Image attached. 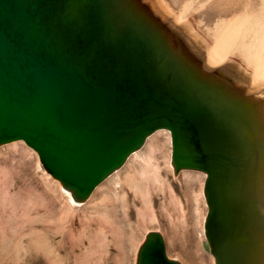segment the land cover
<instances>
[{
  "label": "water",
  "instance_id": "water-1",
  "mask_svg": "<svg viewBox=\"0 0 264 264\" xmlns=\"http://www.w3.org/2000/svg\"><path fill=\"white\" fill-rule=\"evenodd\" d=\"M248 95L141 0H0V145L22 141L83 202L166 130L172 172L204 175L213 264H263L264 123ZM134 264L181 263L153 230Z\"/></svg>",
  "mask_w": 264,
  "mask_h": 264
},
{
  "label": "rangeland",
  "instance_id": "rangeland-1",
  "mask_svg": "<svg viewBox=\"0 0 264 264\" xmlns=\"http://www.w3.org/2000/svg\"><path fill=\"white\" fill-rule=\"evenodd\" d=\"M141 1L150 9V0ZM189 1L192 0H163L162 4L167 5L173 16H181L183 11V25L208 52L214 47V37L227 31L229 21L237 25L243 23V27L236 33V44L254 45L261 36L264 0H238L227 14L215 16L210 23L205 21L203 15L198 14L204 10L199 11L200 0ZM154 14L169 30L176 31L177 36L187 38L180 26L174 25L169 17ZM169 34L170 39L176 35L172 32ZM189 43L190 49L203 63L204 56L198 46L200 44L192 40ZM229 54L223 65L234 84L248 94L252 72L246 68L240 50ZM262 89L260 98L264 96V87ZM169 156L168 132L154 131L145 139L140 149L129 155L117 170L95 186L80 205H75L62 191L59 183L44 172L36 154L22 141L0 145V213L3 210L19 212L13 200L20 199V194L25 190L31 198L33 196L39 199L40 206L35 225L36 235L27 232L19 237L17 233L2 230L0 226V264H134L136 250L144 234L153 230L161 234L167 257L181 264H213L202 228L206 212L202 194L204 175L193 170H180L174 174ZM99 188H104L105 199L93 200L92 197ZM129 202H135L136 208L142 209L140 215L145 223H151L138 229L133 242L130 240L132 227L128 222L137 221L138 216L131 215V210L126 208ZM96 203H100L103 211H106V225L121 231L118 234L112 232V229L105 230L109 241L120 237L121 246L114 248L118 250L92 248L86 244V228L94 231L91 238L93 236L95 244H99L96 238L99 230L88 225L91 223L92 207ZM7 206L9 207L6 209Z\"/></svg>",
  "mask_w": 264,
  "mask_h": 264
},
{
  "label": "bare ground",
  "instance_id": "bare-ground-1",
  "mask_svg": "<svg viewBox=\"0 0 264 264\" xmlns=\"http://www.w3.org/2000/svg\"><path fill=\"white\" fill-rule=\"evenodd\" d=\"M172 1L176 2L179 0H172ZM237 1L238 0H200L198 2L199 4H201L199 11L201 9H204V11L202 10V12H200V14L203 15L204 17H206L208 21H212V19L215 16L222 17L223 15L227 14L230 11V9L237 3ZM150 2H151L150 10L153 13H160L163 17H169L170 21L174 25L180 26V28L182 29V31L185 32V34L187 35L189 40L198 42L200 44L198 46H199L200 51L203 53V56H204L203 57V64L205 66H208V67L216 66L215 64H212V63H219V62L226 60L225 57H227V55L229 56L230 55L229 53L234 54V50H240L241 51V53H242L241 58L244 60L246 68L250 69L252 72V81L249 80V91H248L249 95H248V97H249V99H252L253 101H255V103H256L255 115H257V117L262 121V123H264V96L261 97L262 99L260 98V96L263 93L262 87H264V24H263V26H261V27H263L262 30L260 31L261 36L258 38L256 37L257 38L256 40H258L257 43L254 45L251 43L252 45L243 46V45L236 44L237 40H238L236 33L243 27V23H241L240 25H237V24H235V22L230 23V21H229V23L227 24L228 26L226 27L227 31H225L224 34H222L221 36L214 37V41H215V43L213 41L214 47L212 44L213 48L209 51V54H208V49L194 35H192L191 32H189L185 28V26L183 25L182 22H184V21L181 18L183 11L181 13V16L180 15L173 16L172 13L170 12V10L167 8V5H165V3L162 4L163 0L162 1L161 0H150ZM191 2L189 1V3H191ZM204 2H206V4H203ZM175 4H177V3H175ZM195 9H197V8H195ZM184 19H185V17H184ZM254 34H256V36H259L258 33H254ZM247 35H249V33ZM239 39H241V38H239ZM256 40H254V41H256ZM237 53H238V51H237ZM238 55H239V53H238ZM224 62H226V61H224ZM224 62H222L221 64H223ZM217 65H219V64H217ZM236 70L238 72H240L238 69H236ZM240 73H242V72H240ZM242 75H244V73H242ZM120 174L121 173H119V175ZM104 188H102V189L99 188V190H97V192H95L92 199L93 200L102 199L104 196ZM61 189L63 192H65L66 195H68V197L70 198V200L73 204L80 205L82 203V202H74L71 199L69 191H67L63 188H61ZM106 189H107V187H106ZM36 195H38V194H36ZM20 196H21L20 199L13 200L15 206H18L17 209H19V212L18 211L17 212L19 214L17 212L12 213L11 211H4V210L0 213L1 229L2 230H10L13 233L15 232V233H17L16 235H19V237H22L24 235V233H27V232H29L30 235L31 234L36 235L37 231H35V227H36L35 225L37 222V216L40 212V206H39V201H38L39 199L37 200L36 198H33V196L31 198L29 193L27 192V190L23 191L20 194ZM103 199H105V198H103ZM101 202H103V201H101ZM96 204L97 205H94L92 207V214L90 216L91 223L88 225L89 226H95V228L97 230H99V232H96V235H97L96 238H97L99 244L98 245L95 244V241H93V239H92L93 236L91 238V233L92 232L94 233V231H90L89 228H86V244L92 248L99 247L103 250L108 249V248H111V250L112 249L118 250V249H114V248H119L121 246L120 237H118L117 239L114 238L113 240L109 241L107 233L105 232V230L110 231L112 229V232L118 233V234L121 231L116 230L115 228H110L109 226L106 225L105 213H104L106 211H103V207L100 203H96ZM139 204H140V202H139ZM9 205H11V204L9 203ZM136 206H137V204L135 202H133V203L129 202L128 204H126V208L130 209L132 212L131 215L134 214V216H138L137 221L135 220V222H133L134 221L133 220V221L128 222V224L132 227V230H131L132 237H130V240L132 242H133V239H135L137 231L140 227H142L143 225H146V224L151 225V223H145L146 221L140 215V214H142V211H141L142 209L138 210L136 208ZM140 206H141V204H140ZM8 207L9 206H7L6 209ZM12 207L10 209H12ZM13 210H14V208H13ZM128 217L130 219L132 218L130 216H128ZM149 217H150V215H149ZM107 221H108V219H107ZM29 234H28V236H29ZM19 237H18V239H19ZM80 241L82 242V240H80ZM17 243H18V240H17ZM259 256H260L259 258H260L261 262L264 264V250ZM87 260H89V259H86V261Z\"/></svg>",
  "mask_w": 264,
  "mask_h": 264
},
{
  "label": "flooded vegetation",
  "instance_id": "flooded-vegetation-1",
  "mask_svg": "<svg viewBox=\"0 0 264 264\" xmlns=\"http://www.w3.org/2000/svg\"><path fill=\"white\" fill-rule=\"evenodd\" d=\"M204 11V10H203ZM200 12H202V11H200ZM200 14V13H199ZM205 21L208 23H210V21H208L207 20V18L205 17ZM183 23V22H182ZM185 40V42L188 44V45H190V40L188 39V37L186 38V39H184ZM208 54H209V52H208ZM224 61H226V60H224ZM224 61H222V62H224ZM222 62H219V65H216V67H218L219 69H221V70H223V71H225V72H227L228 73V71H227V68L223 65V64H221Z\"/></svg>",
  "mask_w": 264,
  "mask_h": 264
}]
</instances>
